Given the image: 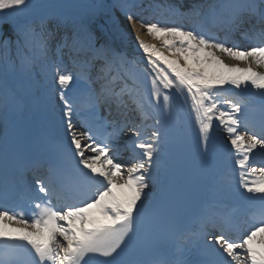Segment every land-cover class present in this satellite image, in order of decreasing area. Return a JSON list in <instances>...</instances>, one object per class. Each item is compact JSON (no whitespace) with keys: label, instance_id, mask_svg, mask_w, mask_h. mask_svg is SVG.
I'll return each mask as SVG.
<instances>
[{"label":"snow or ice","instance_id":"obj_1","mask_svg":"<svg viewBox=\"0 0 264 264\" xmlns=\"http://www.w3.org/2000/svg\"><path fill=\"white\" fill-rule=\"evenodd\" d=\"M35 7L32 0H0V57L6 69L18 67L28 74L38 66L42 70L51 67L62 101L60 121L67 152L76 160L77 171L86 177V183L61 182L58 165L50 163L48 176L36 177L29 190L34 194L29 196L31 209L27 216L19 210V204L0 202V264H124L121 257L139 227L151 216L145 201L155 187L154 170L160 166L165 118L172 114V92L190 101L198 148L206 152L214 124L223 126L228 143L237 153L234 163L242 195L259 200L260 207L236 238L230 235L232 221L228 215L203 218L197 233L204 238L202 248H187L189 237L183 236L174 243L172 259L154 264H206L201 257L209 250L230 258L228 264H264V168L257 170L249 165L255 150L264 151V127L250 137L241 134L238 129L246 102L221 96L225 85L255 89L264 103V71L258 70L264 68V0H230L219 5L230 12L229 28L222 38L204 25L209 16L215 18L216 4L207 5L206 15L201 11L203 4H192L187 12L170 5L169 15L203 16L199 24L188 27L145 18L133 12L131 4H107L101 0L90 5L92 14L71 23L61 20L56 30L48 28L54 17L29 15ZM114 7L123 11L145 56L147 67L143 71L150 79V88L145 92L139 87L134 60L110 45L97 47L92 23L97 15ZM245 23L252 26L244 35L255 45L241 48L231 42L230 36ZM61 27L65 32L59 37L57 59L53 60L52 42L57 40ZM142 31L160 41V46L144 40ZM63 48L74 55L73 63L79 72L62 67L59 53ZM225 56L236 63L225 62ZM97 62L98 91L92 86V69ZM74 80L83 82L82 102L65 95ZM129 103L138 123L128 117ZM101 107L108 110L111 119L100 115ZM148 120L151 125L146 124ZM125 130L131 134L126 141L131 163L117 162L113 149ZM209 227L219 229L220 234L210 233ZM210 235L213 246L209 249ZM164 243H168L164 237L153 241ZM188 254L191 259L186 258Z\"/></svg>","mask_w":264,"mask_h":264},{"label":"bare ground","instance_id":"obj_2","mask_svg":"<svg viewBox=\"0 0 264 264\" xmlns=\"http://www.w3.org/2000/svg\"><path fill=\"white\" fill-rule=\"evenodd\" d=\"M136 1L138 0H103V2L107 4L126 3L131 5H134ZM32 2L37 7L32 9L29 15L33 18L40 16L54 17V19L49 22L48 27H56L61 20H66L68 23H71L72 20L77 17L92 14L93 9L90 5L99 3L101 0H32ZM222 2V5H226L230 0H222ZM187 6L189 7V1ZM221 9L222 8L217 10L216 13L222 11ZM131 10L133 11V8ZM229 18L230 15L228 19L224 21L228 22ZM215 19L216 18L213 20L216 21ZM220 21L221 19L219 18L214 25L222 34L225 33L227 29L220 31V29H223L222 25L219 24ZM34 22L38 23L39 21L38 19H34ZM253 22L255 23V21ZM95 23H98L96 26H100L101 28L95 27ZM251 26L250 23H245L240 29L233 31L230 36L232 42L238 44L239 38L236 40L235 35L249 31ZM7 30L8 26L5 25V31L7 32ZM92 30L97 37V47L101 44L110 45L116 50L117 47H122V53H125L129 60L135 58L137 60L145 61V56L142 53V50L138 48L135 40L134 30L129 27L123 11H121L119 7H114L110 12L97 15L92 23ZM140 36L144 40L156 43L157 46H160L161 42L154 40L147 35L146 32L142 31ZM245 41L251 42L248 38L245 39ZM238 46L242 48V45L239 44ZM161 51L165 52V54H169L168 50L165 48H161ZM223 58L227 63H236V61H233L226 56ZM241 66L246 65L242 63ZM258 70L264 71V68H259ZM129 84H131V81H129ZM139 87L142 92H145L140 80ZM226 87L237 91V94L232 95L233 98H240L244 101H246L247 96H252V98H254V95L258 93L255 89L241 90L230 85H225L224 88ZM9 88H13V90H15L22 98L23 116L26 120L25 133L30 143L33 142L38 146L37 143L40 142V134L43 133L51 140L61 141L67 148V141L64 139L63 127L60 121L62 101L58 95L59 86L58 88H50L46 78L37 79L35 71L28 74L21 72L18 67L14 70L6 69L2 57H0V144L5 143L10 134V129L8 127V130L6 129V126L10 125V103L8 101ZM73 89L75 88L73 87ZM66 91L67 90H65V94L68 93ZM55 93H57V95ZM226 94L230 95L229 93L222 91L221 96L224 97ZM179 97L185 107L189 119L193 141L197 145V126L195 124L194 114L190 109V101H186L185 97ZM129 106L132 107L130 103ZM50 108L58 111V113L56 115H49L48 110ZM224 110H228L226 106ZM127 111L129 112V119H134L138 123L139 120L135 113L131 111V108ZM146 124L151 125L152 121L148 120ZM130 135L131 134L125 130L119 141L113 145L114 153L118 158L117 162H132L130 159L131 153L126 147V141L129 139ZM228 141L229 136L223 126L214 124L207 151L204 152L202 148H198V161L202 162V166L201 168H198V170L201 174L202 183L197 201L193 206L194 213H208L211 205L214 204L222 205L225 208V210H223L225 212L226 210L234 208L246 207V202L248 205L251 201L245 195H242L244 190L239 185V171L234 163L235 158H237V153ZM258 150L259 149H257V151ZM262 153L264 154V151H262ZM118 155H122V158H119ZM164 159L165 150L163 143L162 153L159 158L160 163L163 162ZM73 160L77 163L75 159ZM222 161L231 165V168L228 171H222L221 168H218L219 166L217 164ZM210 162H212V166H210ZM217 169L220 170V174L225 173V178L218 179L219 176L212 173ZM154 176L155 180L153 183L155 184V187H152L149 190L148 200L145 201L146 207L153 200L155 193L160 189V186L163 183L164 176L160 174L159 168L154 170ZM228 184H230V188L227 187ZM189 206L191 208V204ZM181 234L188 236L187 231H183ZM190 236H188L189 239L192 238V236ZM207 253L212 256L214 260H218L219 254L213 253L210 250Z\"/></svg>","mask_w":264,"mask_h":264},{"label":"rangeland","instance_id":"obj_3","mask_svg":"<svg viewBox=\"0 0 264 264\" xmlns=\"http://www.w3.org/2000/svg\"><path fill=\"white\" fill-rule=\"evenodd\" d=\"M70 33V32H69ZM70 35V34H69ZM251 47V46H250ZM99 67V63L96 64V66L94 67V69H97ZM44 72V77L46 78V80L49 82L50 86L53 87L54 85H56L53 82L52 79V70L51 67L49 66L47 69L43 70ZM119 158H122V155H118Z\"/></svg>","mask_w":264,"mask_h":264}]
</instances>
